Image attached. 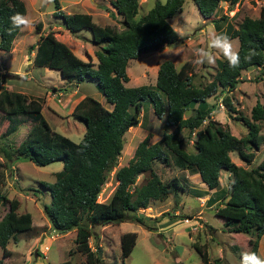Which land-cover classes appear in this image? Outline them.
<instances>
[{"label": "trees", "instance_id": "obj_1", "mask_svg": "<svg viewBox=\"0 0 264 264\" xmlns=\"http://www.w3.org/2000/svg\"><path fill=\"white\" fill-rule=\"evenodd\" d=\"M183 1H155L145 13L137 16L139 0H111L112 8L121 17L122 28L117 30L95 24L88 13H63L55 0L52 16L61 20L66 31L75 34L83 28L90 30L91 41L97 44L93 52L96 63L80 59L47 31L39 33L30 48L33 52L31 64L59 71L69 84L93 82L104 102L110 105L107 108L89 95L77 101L70 115L84 125V133L78 142L52 131L41 114L40 99L8 90L2 85L5 79L0 76V118L7 122L0 137L14 133L25 121L30 123L17 145H6L1 149L2 157L5 162L21 157L38 166L61 161V169L54 173V180L39 183L50 196L49 202L42 205V212L55 232L74 231V248L68 249L67 255L74 251L81 253L85 259L81 264H102L99 253L89 245L92 226L125 221L143 223V217H138L136 210L147 207L152 200L164 199L169 188L178 186L176 177L167 181L158 178L152 169L157 161L178 169L193 170L207 189H216L221 170L229 172L228 192L221 197L222 202L216 206L214 214L222 220L226 232L248 235V251L257 252L258 241L264 233V157L255 166L244 168L233 163L229 153L234 152L246 165L253 161L255 151L264 144V135L259 133V122L264 121V105L256 101L250 108V118L243 117L234 108L229 93L240 82L242 71L257 68L258 79L264 75V2L258 7L257 17L244 16L236 27L226 23L223 33L238 41L240 62L237 67L229 66L225 58L216 59L210 81L195 85L186 62L176 69L170 60H163L157 65L153 86L124 85L128 81L126 66L130 59L178 41V34L168 19L181 11ZM191 1L200 16L210 18L217 28L218 20H225V16L215 15L219 2H227L231 8L240 0ZM17 12L25 14L21 0H0V50L5 52L11 48L20 30L13 28L10 20ZM34 28L39 32L41 23L37 22ZM249 56L251 58L246 59ZM214 96L220 98L228 116L238 114L233 118L246 126L244 136L237 138L227 127L210 119V113L216 107L207 99ZM145 101L150 103L153 115L162 120L163 131L152 143L148 142L149 135L146 134L136 144L127 163L114 172L117 183L112 193L100 202L97 198L106 172L116 166L123 135L138 123ZM187 111L190 114L184 116ZM183 129L194 137L192 151L182 147L180 133ZM142 173H148L146 181L133 186L136 176ZM210 199L207 197L206 200L210 202ZM0 204L7 206L0 218L3 258L10 255L6 249L8 241H15L16 234L28 231L32 220L27 212L17 213L18 201L8 199L2 191ZM164 214L177 217L170 212ZM135 238L133 231L120 235V264L131 251ZM194 248L201 264H208L206 251L197 245ZM231 250L236 252L238 247L232 245ZM238 256L241 258L240 253ZM2 258L0 264H3ZM46 264L73 263L64 260Z\"/></svg>", "mask_w": 264, "mask_h": 264}, {"label": "rangeland", "instance_id": "obj_2", "mask_svg": "<svg viewBox=\"0 0 264 264\" xmlns=\"http://www.w3.org/2000/svg\"><path fill=\"white\" fill-rule=\"evenodd\" d=\"M21 1L25 6L24 15L32 21V26L21 27L19 34L12 41L11 48L6 52L0 50V76L5 79L2 85L8 90H17L27 97L40 99L41 114L50 129L68 137L73 142H78L84 133V125L68 113V102L58 106L59 101L57 102V97L53 96L56 91L65 92L69 82L64 80L57 70L31 64L30 48L36 43L38 34L41 33V30L35 32L34 26L40 22L43 32L51 31L56 39L63 40L62 42L67 43L70 49L74 48L71 50H74L73 52L78 57L81 55L82 60H91L94 64L96 60L90 55L97 49V44L91 41V32L88 28L78 30L75 34L64 32L61 20L52 16L55 0ZM110 1L57 0V3L63 13H88L95 24L107 25L119 30L122 28L121 17L116 14ZM155 1L163 2L164 0H139L137 16L145 13ZM218 5L215 15L225 16V20L217 22L222 33L226 30V23L236 27L242 17L254 18L258 15L259 4L254 0H240L238 5L235 4L231 8H228L227 2H219ZM168 23L177 32L178 41L160 50L148 51L136 59H130L126 66L128 81L124 83L125 86H153L157 65L163 60H170L176 69L186 62L195 85H203L210 81L215 71V63H193L195 49L208 46L206 29L209 24H212L210 18L203 19L194 3L191 0H184L182 10L170 18ZM56 27L62 28L57 29ZM181 34L187 35L181 38ZM232 40L238 44L237 39ZM214 55L215 60L224 58L219 53H214ZM257 75V68L242 71L240 82L229 93L238 114L246 118H250V108L256 101L264 105V75L260 79ZM70 84L71 87L75 86L73 82ZM77 85L78 90L74 92L76 96L89 95L110 108L93 82L83 81ZM61 99L63 102L64 98ZM207 100L209 104H214L216 107L210 113V119L227 127L229 132L237 138L246 134L247 128L243 122L233 118V116L238 117V114L232 113V116H228L225 108L218 106L219 97H209ZM189 114L190 112L187 111L184 116ZM6 123L0 118V134L4 131ZM29 124L25 121L14 133L5 138L0 137V191L5 193L8 199L14 198L18 201L17 213L27 212L31 215L33 228L16 234L15 241L12 239L8 241L6 249L10 251V255L2 258L0 248V258L3 264H46L64 260H69L73 264L85 263L84 256L79 252L74 251L72 255H67L68 249L74 248V231L64 233L65 236L64 234L59 236L52 230L46 232L45 237L39 236V231H46L49 224L42 212V205L47 204L50 199L48 191L43 190L39 183H51L54 180V173L61 169V161L38 166L21 157H16L9 162H5L2 157L1 149L6 145H17L24 137ZM162 124V120L153 115L150 103L145 101L144 110L139 113L138 123L129 127L123 135L122 149L116 166L106 172L98 201L108 199L117 183L114 178L115 170L127 163L136 144L146 134L149 135V143L159 139L163 131ZM259 126V133L264 135V121H260ZM180 136L183 141L182 147L187 151H192L193 135L190 136L183 129ZM229 157L233 163L244 168L253 167L264 157V144L255 151V157L249 165L239 160L234 152H230ZM152 169L161 181L176 177L178 186L169 188L164 199L152 200L147 207L136 210L148 217V219L143 218V223L125 221L91 227L92 235L88 240L89 245L91 249L99 253L102 264H120L119 235L127 231L135 232L136 238L131 251L123 259V264H201L194 245L206 251L208 264H215L216 259H218L217 264H239L238 254L248 251L247 239L249 237L243 233L226 232L222 220L214 214L216 206L222 202L221 197L228 192L229 172L220 171L218 186L214 190L207 189L199 175L193 170L178 169L171 164L165 165L158 161L153 163ZM147 178L148 173L137 175L133 186L143 184ZM207 197L211 198L210 202L206 200ZM6 209V204H0V218ZM167 212L177 217L164 214ZM36 229L38 231L35 233ZM45 244L47 247L45 255L42 256L41 251ZM232 245L238 247L236 252L231 250ZM257 252L264 256V233L258 241Z\"/></svg>", "mask_w": 264, "mask_h": 264}, {"label": "clouds", "instance_id": "obj_3", "mask_svg": "<svg viewBox=\"0 0 264 264\" xmlns=\"http://www.w3.org/2000/svg\"><path fill=\"white\" fill-rule=\"evenodd\" d=\"M13 28H29L32 21L21 13H15L10 17ZM187 34H181V38H185ZM206 37L208 41L207 48H197L194 51L195 64H214V53L221 54L227 61L229 66L237 67L240 62V54L238 44L232 40L226 33L217 32L213 24H209L206 29ZM251 57H246L250 59ZM239 264H264V256L255 251H245L241 254Z\"/></svg>", "mask_w": 264, "mask_h": 264}, {"label": "crops", "instance_id": "obj_4", "mask_svg": "<svg viewBox=\"0 0 264 264\" xmlns=\"http://www.w3.org/2000/svg\"><path fill=\"white\" fill-rule=\"evenodd\" d=\"M140 4V3H139ZM182 10V9H181ZM75 13V12H74ZM77 13H83V12H77ZM70 14V13H69ZM117 14V13H116ZM217 17V16H216ZM172 18V17H171ZM170 19V18H169ZM169 19H168V21H169ZM210 23V22H209ZM218 25V24H217ZM57 29H61L62 27H56ZM21 29V28H20ZM216 29V31L217 32H220V28H219V25L217 26V28H215ZM64 30V29H63ZM48 30H45V32H43L42 31V27H41V33H46ZM175 31V30H174ZM20 32V31H19ZM19 32H18V34H19ZM64 32H66V30H64ZM176 32V31H175ZM67 33H68V31H67ZM177 33V32H176ZM59 40V39H58ZM60 41H63V40H60ZM67 44V43H66ZM65 44V45H66ZM163 47H166V45L165 46H163ZM71 49H74V48H72L71 47ZM162 49V48H161ZM74 51V50H73ZM72 51V52H73ZM86 51V50H85ZM87 52V51H86ZM86 52H85V55H86ZM94 52V51H93ZM32 53V55H33V52H31ZM74 53V52H73ZM75 54V53H74ZM32 55H31V57H32ZM76 55V54H75ZM77 56V55H76ZM91 57H92V59H94V60H96V58L94 57V55L91 53V55H90ZM90 56L88 57V59L90 58ZM78 57V56H77ZM79 58L80 59H82V56L81 55H79ZM96 63V62H95ZM48 69V68H47ZM83 82V81H82ZM69 84V83H68ZM70 85V86H69ZM69 85H67L66 87V89L67 90H65V92H62V91H56V92H54L53 93V96H55V97H57L56 99H57V102L59 101V105L58 106H62L63 104H64V102L66 103V102H68L69 103V106H68V113H70L71 112V110H72V108H73V106L77 103V101L78 100H80L83 96H85L84 94H79V95H77L76 96V94L74 93L75 91H77L78 90V85L77 84H75V86L73 87H71V84H69ZM54 88H52V90H53ZM17 91V90H16ZM33 96H36L35 94H32ZM63 96V97H62ZM37 97V96H36ZM53 98V97H52ZM61 98H64L63 99V102H61ZM198 175V174H197ZM32 223V222H31ZM122 223V222H121ZM32 227V226H31ZM45 227V226H44ZM33 228V227H32ZM31 229V228H30ZM29 229V230H30ZM38 231V229H36L35 230V233ZM50 231H52V229L50 228V224H48L47 225V227H46V231H39V236H41L42 235V237H45L44 235L46 234V232H50ZM68 233H70V231L69 232H67V233H65V234H68ZM65 234H64V236H65ZM122 234V233H121ZM120 234V235H121ZM58 235L60 236V235H63V234H60V233H58ZM120 235H119V237H120ZM262 236V235H261ZM53 237H51V239H52ZM73 238H74V233H73ZM47 240V239H46ZM7 246V245H6ZM46 247H47V244H45V245H43V250L41 251V255L42 256H44L45 255V249H46ZM257 249H258V244H257ZM92 250H94V249H92Z\"/></svg>", "mask_w": 264, "mask_h": 264}, {"label": "built area", "instance_id": "obj_5", "mask_svg": "<svg viewBox=\"0 0 264 264\" xmlns=\"http://www.w3.org/2000/svg\"><path fill=\"white\" fill-rule=\"evenodd\" d=\"M254 2L260 5L264 2V0H254ZM218 106L222 107V104L219 102Z\"/></svg>", "mask_w": 264, "mask_h": 264}, {"label": "water", "instance_id": "obj_6", "mask_svg": "<svg viewBox=\"0 0 264 264\" xmlns=\"http://www.w3.org/2000/svg\"><path fill=\"white\" fill-rule=\"evenodd\" d=\"M137 216L138 217H143L144 219H148V217L147 216H145L143 213H141V212H137Z\"/></svg>", "mask_w": 264, "mask_h": 264}]
</instances>
